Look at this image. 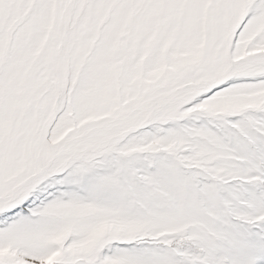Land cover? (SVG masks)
Listing matches in <instances>:
<instances>
[{
    "label": "snow or ice",
    "instance_id": "1",
    "mask_svg": "<svg viewBox=\"0 0 264 264\" xmlns=\"http://www.w3.org/2000/svg\"><path fill=\"white\" fill-rule=\"evenodd\" d=\"M0 264H264V0H0Z\"/></svg>",
    "mask_w": 264,
    "mask_h": 264
}]
</instances>
